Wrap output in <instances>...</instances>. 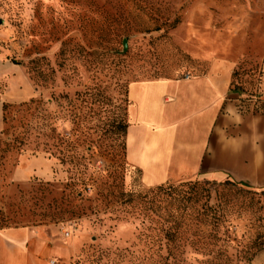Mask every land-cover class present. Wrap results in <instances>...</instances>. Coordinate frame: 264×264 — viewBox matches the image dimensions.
<instances>
[{
	"label": "rangeland",
	"instance_id": "374dc122",
	"mask_svg": "<svg viewBox=\"0 0 264 264\" xmlns=\"http://www.w3.org/2000/svg\"><path fill=\"white\" fill-rule=\"evenodd\" d=\"M238 41L247 53L236 80L253 84L264 76V0H0V55L14 68L0 80V230H46L29 264H89L99 249L131 244L135 224L115 194L151 186L113 140L110 123L130 120L129 84L203 72ZM20 76L36 95L11 101ZM88 162L92 179L76 184ZM234 184L246 207L229 231L253 251L264 191Z\"/></svg>",
	"mask_w": 264,
	"mask_h": 264
},
{
	"label": "crops",
	"instance_id": "0c3cea01",
	"mask_svg": "<svg viewBox=\"0 0 264 264\" xmlns=\"http://www.w3.org/2000/svg\"><path fill=\"white\" fill-rule=\"evenodd\" d=\"M246 53L239 41L238 47L226 42V56L209 58L203 72L129 84L126 159L142 170L144 183L232 180L264 190V76L249 85L233 82ZM11 70L0 55V80ZM18 80L25 87L11 101L36 95L28 77ZM45 231L41 226L0 230V264L38 258L32 242L45 241ZM253 264H264V248Z\"/></svg>",
	"mask_w": 264,
	"mask_h": 264
},
{
	"label": "trees",
	"instance_id": "16d2710c",
	"mask_svg": "<svg viewBox=\"0 0 264 264\" xmlns=\"http://www.w3.org/2000/svg\"><path fill=\"white\" fill-rule=\"evenodd\" d=\"M236 75L235 69L234 84L240 82ZM110 126H115L113 140L120 139L126 158L129 121L118 116ZM90 129L86 139L93 142ZM89 150L87 147L88 154ZM89 164L83 165L84 176L76 184L85 185L92 179ZM234 183L238 182L192 179L114 193L125 218L135 224L134 240L125 247L99 249L91 255L89 264H253L264 242L253 251L239 249L242 242L229 231V216L246 207L240 198L244 188Z\"/></svg>",
	"mask_w": 264,
	"mask_h": 264
},
{
	"label": "water",
	"instance_id": "95a60500",
	"mask_svg": "<svg viewBox=\"0 0 264 264\" xmlns=\"http://www.w3.org/2000/svg\"><path fill=\"white\" fill-rule=\"evenodd\" d=\"M124 48L127 49V39L124 40Z\"/></svg>",
	"mask_w": 264,
	"mask_h": 264
},
{
	"label": "built area",
	"instance_id": "2783aa9c",
	"mask_svg": "<svg viewBox=\"0 0 264 264\" xmlns=\"http://www.w3.org/2000/svg\"><path fill=\"white\" fill-rule=\"evenodd\" d=\"M187 77L189 76V75H186ZM65 234L68 236L69 235V232L68 231H65Z\"/></svg>",
	"mask_w": 264,
	"mask_h": 264
}]
</instances>
